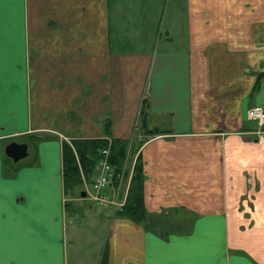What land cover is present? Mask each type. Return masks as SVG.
<instances>
[{
	"label": "crops",
	"instance_id": "obj_1",
	"mask_svg": "<svg viewBox=\"0 0 264 264\" xmlns=\"http://www.w3.org/2000/svg\"><path fill=\"white\" fill-rule=\"evenodd\" d=\"M124 17L135 47L116 44ZM260 72L264 0H0V264L74 254L61 176L73 136L143 138L147 219L94 214L108 230L98 263L264 264V126L246 117L264 106ZM36 132L57 137L7 162L5 144ZM110 186L100 194L123 199ZM164 210L181 224L162 237Z\"/></svg>",
	"mask_w": 264,
	"mask_h": 264
},
{
	"label": "trees",
	"instance_id": "obj_2",
	"mask_svg": "<svg viewBox=\"0 0 264 264\" xmlns=\"http://www.w3.org/2000/svg\"><path fill=\"white\" fill-rule=\"evenodd\" d=\"M262 82H264V72L257 74L251 94L258 89ZM105 126L108 129V121ZM140 127L145 129L146 134L165 132L159 128H147L144 121L141 122ZM28 137L36 142L55 138V135L37 133L36 135L30 134ZM130 144L131 138L111 136H73L70 140L61 139V176L64 194H69L74 187L78 186L83 176L89 179L90 175L95 173V165L101 156L102 149L105 148L108 149L107 159L113 171L112 179H117L128 159ZM5 157L7 162H11L9 157ZM171 213L168 210L160 213L158 221L152 225V229L156 234L165 237L168 232L174 231V225L181 224V220H177V223L171 221ZM112 215L129 218L136 223H144L147 219L148 213L143 205V171L139 153L134 156L132 173L124 201L122 204L115 206ZM98 264H106V251H103Z\"/></svg>",
	"mask_w": 264,
	"mask_h": 264
},
{
	"label": "rangeland",
	"instance_id": "obj_3",
	"mask_svg": "<svg viewBox=\"0 0 264 264\" xmlns=\"http://www.w3.org/2000/svg\"><path fill=\"white\" fill-rule=\"evenodd\" d=\"M164 2V0H162ZM167 5L170 0H166ZM172 1V0H171ZM139 2V0H138ZM122 3H127L122 1ZM123 25L120 27V29L117 31L120 41H118L116 44L117 46L121 48H129V47H135L136 42L132 41L128 37V32L130 31V25L133 24L132 20H128V18H122ZM121 21V22H122ZM114 26V24L112 25ZM116 33V31H115ZM137 129H139L137 127ZM30 134H37L36 133H29L25 134L20 137H16V139L20 141H25L28 144L29 149V155L24 156L20 158L17 163H22L26 160L31 159V157L34 155V147L37 145V143L41 140H38L34 142L31 140V138L28 137ZM39 134V133H38ZM57 137V136H55ZM72 137H65L62 139L70 140ZM143 138L134 139V143L130 144L129 151H128V159L124 164V167L121 169V174L118 175L117 179H111L109 184H111V191H118V195H122L124 192V197L117 198L116 194L109 195V199L106 198V201L92 198L90 196V192H93V188L91 186V182L93 179V175L91 174L89 179H86L84 176L82 177L81 183L74 187V189L69 193L66 194L68 198H70L68 201L67 210L72 211V215L69 219V221H66V235L68 237H73V248L75 249L73 255H69V261L68 264H97L98 263V252L100 248L103 246V244L107 240V222L105 217H97V215L103 213L104 209L106 211V208L109 209L110 215L113 214V209L115 210V206H118L123 203L126 190L129 184L130 175L132 173V167L134 163V156H135V150L137 148H134L135 141L137 143L141 142ZM45 140V139H43ZM12 161V160H11ZM95 172V171H94ZM113 177V176H112ZM108 184V185H109ZM81 189H85L86 193L85 195L81 196L79 191ZM119 202V200H121ZM111 203V204H110ZM120 203V204H119ZM114 205V206H112ZM183 212L180 211L179 215H182ZM175 217H171L173 219ZM178 218V216H177ZM77 243V244H76Z\"/></svg>",
	"mask_w": 264,
	"mask_h": 264
},
{
	"label": "built area",
	"instance_id": "obj_4",
	"mask_svg": "<svg viewBox=\"0 0 264 264\" xmlns=\"http://www.w3.org/2000/svg\"><path fill=\"white\" fill-rule=\"evenodd\" d=\"M246 117L258 126V131L264 126V106L253 104L246 109ZM108 149H102L101 156L95 165V177L91 184L93 192H90L92 198L106 201V197L100 194L101 190L109 184L112 179V168L107 159Z\"/></svg>",
	"mask_w": 264,
	"mask_h": 264
},
{
	"label": "water",
	"instance_id": "obj_5",
	"mask_svg": "<svg viewBox=\"0 0 264 264\" xmlns=\"http://www.w3.org/2000/svg\"><path fill=\"white\" fill-rule=\"evenodd\" d=\"M28 149H27V143L26 142H19L10 140L8 141L4 146V153L6 156L11 158L12 161H17L20 158L27 155ZM80 195H85V190L81 189L79 191Z\"/></svg>",
	"mask_w": 264,
	"mask_h": 264
}]
</instances>
